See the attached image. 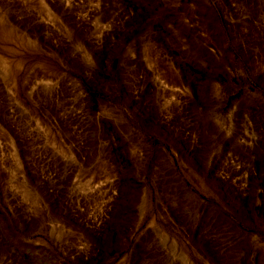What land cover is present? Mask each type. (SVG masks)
Returning <instances> with one entry per match:
<instances>
[{"label": "rangeland", "instance_id": "1", "mask_svg": "<svg viewBox=\"0 0 264 264\" xmlns=\"http://www.w3.org/2000/svg\"><path fill=\"white\" fill-rule=\"evenodd\" d=\"M0 264H264V0H0Z\"/></svg>", "mask_w": 264, "mask_h": 264}]
</instances>
